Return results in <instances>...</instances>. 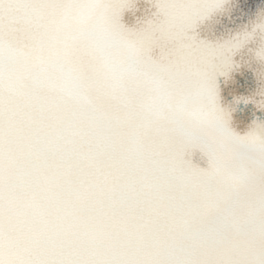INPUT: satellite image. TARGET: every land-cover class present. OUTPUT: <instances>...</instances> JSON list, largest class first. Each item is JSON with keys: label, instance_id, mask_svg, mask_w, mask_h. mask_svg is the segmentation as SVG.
Returning <instances> with one entry per match:
<instances>
[{"label": "snow or ice", "instance_id": "obj_1", "mask_svg": "<svg viewBox=\"0 0 264 264\" xmlns=\"http://www.w3.org/2000/svg\"><path fill=\"white\" fill-rule=\"evenodd\" d=\"M222 7L0 0V264H264V5Z\"/></svg>", "mask_w": 264, "mask_h": 264}]
</instances>
